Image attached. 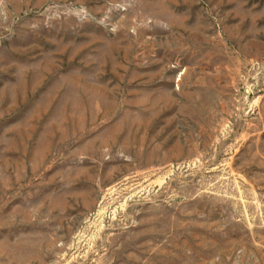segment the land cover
Segmentation results:
<instances>
[{
    "label": "rangeland",
    "instance_id": "374dc122",
    "mask_svg": "<svg viewBox=\"0 0 264 264\" xmlns=\"http://www.w3.org/2000/svg\"><path fill=\"white\" fill-rule=\"evenodd\" d=\"M0 264H264V0H0Z\"/></svg>",
    "mask_w": 264,
    "mask_h": 264
}]
</instances>
